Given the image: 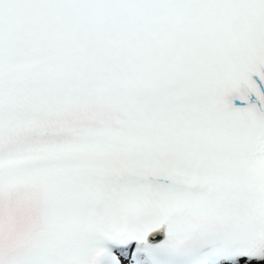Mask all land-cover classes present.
<instances>
[{"label":"snow or ice","instance_id":"obj_1","mask_svg":"<svg viewBox=\"0 0 264 264\" xmlns=\"http://www.w3.org/2000/svg\"><path fill=\"white\" fill-rule=\"evenodd\" d=\"M0 264H264V0H0Z\"/></svg>","mask_w":264,"mask_h":264}]
</instances>
